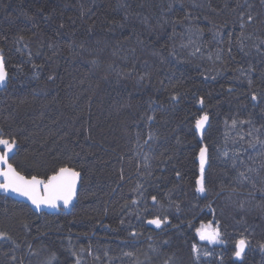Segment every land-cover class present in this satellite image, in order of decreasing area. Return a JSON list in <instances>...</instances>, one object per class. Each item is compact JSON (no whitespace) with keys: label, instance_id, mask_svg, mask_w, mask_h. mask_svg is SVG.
I'll list each match as a JSON object with an SVG mask.
<instances>
[{"label":"trees","instance_id":"obj_1","mask_svg":"<svg viewBox=\"0 0 264 264\" xmlns=\"http://www.w3.org/2000/svg\"><path fill=\"white\" fill-rule=\"evenodd\" d=\"M0 50L12 164L81 174L69 213L0 195V264H264V0H0Z\"/></svg>","mask_w":264,"mask_h":264},{"label":"snow or ice","instance_id":"obj_2","mask_svg":"<svg viewBox=\"0 0 264 264\" xmlns=\"http://www.w3.org/2000/svg\"><path fill=\"white\" fill-rule=\"evenodd\" d=\"M7 78V72L4 68L3 57L0 56V85H3ZM252 99H256L255 96ZM203 101L201 100V104ZM208 121L207 114L196 120V128L203 131L204 125ZM16 147L15 139L5 138L0 135V189L5 191L15 192L21 196L27 197L33 205L39 208L41 205H47L53 208L59 207L62 202L67 207L76 195V185L79 182L80 173L70 167H60L51 176L46 179L37 178L32 176L27 178L21 175L11 163H9V153L13 152ZM206 151L204 148L200 152V179L197 181V191L203 193L205 191L203 173L206 162ZM155 202L156 197H152ZM148 223L160 226L161 220L159 218L149 220ZM198 234L201 240H207L211 243L221 242L219 240L220 232L218 228H212L211 225L201 226L198 229ZM3 236H0L2 239ZM237 250L235 252L236 257L242 258V254L245 251L247 241L244 238H240L237 242ZM199 252V249L194 248Z\"/></svg>","mask_w":264,"mask_h":264},{"label":"water","instance_id":"obj_3","mask_svg":"<svg viewBox=\"0 0 264 264\" xmlns=\"http://www.w3.org/2000/svg\"><path fill=\"white\" fill-rule=\"evenodd\" d=\"M0 56L3 57L4 68L6 70L5 57L3 55V51L2 50H0ZM6 72H7V70H6ZM8 83H9V74L7 72V78H6L5 82H4V84L3 85H0V92L3 91V90H5L7 88ZM199 108L200 109L202 108V104L201 103L199 104ZM208 125H209V118H208V121L206 122V124L204 125L203 131L201 132L200 130H198L196 128L197 132L200 133V134H204V132L206 131ZM0 135H2L3 137H5V134H4V132L2 131L1 128H0ZM17 149H18V144L16 142V147L13 149V152L12 153H9V163H11V164H12L11 160L14 157V155L16 154ZM12 166L16 169V167L13 164H12ZM207 167H208V153L206 151V162H205V168H204L203 178H204V174H205V172L207 170ZM19 173L21 175L27 177V178H31V177H28V176H26L25 174H23L21 172H19ZM37 178H40V177H37ZM2 179L3 178L0 177V182H2ZM41 179H44V178H41ZM80 186H81V174H80L79 182L76 185V195L73 198L72 202L67 207H65L63 205V203L61 202L60 203V206L59 207H56V208H53V207H50V206H47V205H41L39 208H37L35 205L32 204V202L27 197L21 196V195L15 193V192L5 191L4 189H0V195H3V196H6V197H9V198H12V199H14V200H16L18 202H23V203L27 204L34 212H37V213L47 212V213H51V214H57V213H60L61 211L66 212V213H69L73 209V207L75 206V204L77 203V197H78V192H79ZM148 224L149 225H152V226L153 225L156 226L155 224H150V223H148ZM236 250H237V245H236ZM246 250H247V245H246V248H245L244 253L246 252ZM244 253L242 254V256L244 255ZM235 258L236 259H241L240 257H236V255H235Z\"/></svg>","mask_w":264,"mask_h":264}]
</instances>
